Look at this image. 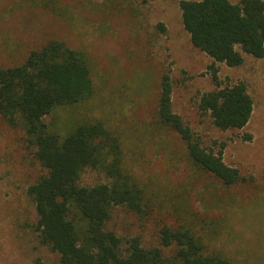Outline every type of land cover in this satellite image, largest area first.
I'll list each match as a JSON object with an SVG mask.
<instances>
[{
  "label": "rangeland",
  "instance_id": "374dc122",
  "mask_svg": "<svg viewBox=\"0 0 264 264\" xmlns=\"http://www.w3.org/2000/svg\"><path fill=\"white\" fill-rule=\"evenodd\" d=\"M51 40L86 55L95 94L47 121L62 129L83 120L103 122L121 137L128 166L155 195L147 196L157 206L142 215L115 208L108 229L161 248V227L181 221L204 237L210 251H222L237 264H264V58L246 56L235 68L217 63L222 87L244 82L254 101L244 129L221 131L199 109L202 96L217 89L208 74L212 59L191 44L178 0H0L1 65H19ZM167 72L174 112L205 147L223 151L242 182L224 186L189 163L176 133H156ZM137 154H144L142 160ZM44 174L21 131L0 116V264H60V256L39 240L27 193ZM109 181L91 169L81 177L83 185Z\"/></svg>",
  "mask_w": 264,
  "mask_h": 264
},
{
  "label": "trees",
  "instance_id": "16d2710c",
  "mask_svg": "<svg viewBox=\"0 0 264 264\" xmlns=\"http://www.w3.org/2000/svg\"><path fill=\"white\" fill-rule=\"evenodd\" d=\"M178 2L191 44L212 59L208 74L217 89L202 96L200 111L221 131L244 129L254 112L253 98L244 82L223 88L217 63L235 68L246 56L264 58V0ZM94 94L86 55L58 40L32 50L19 65L0 64V116L21 131L45 170L27 191L41 244L60 256V264H237L222 251H210L204 237L181 221L161 227V248H147L140 237L123 238L108 229L117 207L142 215L157 205L151 188L128 166L123 140L103 122L83 120L62 129L47 121ZM154 126L158 134L176 133L189 163L224 186L243 181L239 170L224 162L223 151L205 147L174 112L170 72L162 76ZM90 169L110 181L83 185L81 177Z\"/></svg>",
  "mask_w": 264,
  "mask_h": 264
}]
</instances>
